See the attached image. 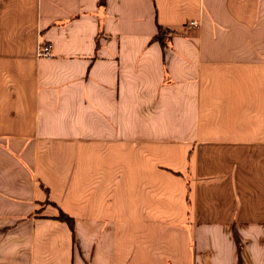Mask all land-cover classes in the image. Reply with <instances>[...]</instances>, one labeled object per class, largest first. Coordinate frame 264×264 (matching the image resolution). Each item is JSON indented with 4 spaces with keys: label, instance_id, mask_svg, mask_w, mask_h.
I'll return each instance as SVG.
<instances>
[{
    "label": "crops",
    "instance_id": "0c3cea01",
    "mask_svg": "<svg viewBox=\"0 0 264 264\" xmlns=\"http://www.w3.org/2000/svg\"><path fill=\"white\" fill-rule=\"evenodd\" d=\"M0 264H264V0H0Z\"/></svg>",
    "mask_w": 264,
    "mask_h": 264
},
{
    "label": "trees",
    "instance_id": "16d2710c",
    "mask_svg": "<svg viewBox=\"0 0 264 264\" xmlns=\"http://www.w3.org/2000/svg\"><path fill=\"white\" fill-rule=\"evenodd\" d=\"M165 29L159 27L158 28V33L154 36L153 39L159 41L161 43V45L163 46L164 45V38H165ZM59 218L62 219V220H65V221H69V217H67L64 213H60L59 215ZM235 239H236V242H237V246H239V243H238V237L235 236Z\"/></svg>",
    "mask_w": 264,
    "mask_h": 264
},
{
    "label": "built area",
    "instance_id": "2783aa9c",
    "mask_svg": "<svg viewBox=\"0 0 264 264\" xmlns=\"http://www.w3.org/2000/svg\"><path fill=\"white\" fill-rule=\"evenodd\" d=\"M189 25L195 26L196 23L194 21H189ZM50 44L48 43H41L37 48V55L39 57H49L51 56V49Z\"/></svg>",
    "mask_w": 264,
    "mask_h": 264
}]
</instances>
